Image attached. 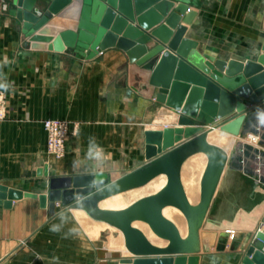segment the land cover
Instances as JSON below:
<instances>
[{"label":"crops","instance_id":"1","mask_svg":"<svg viewBox=\"0 0 264 264\" xmlns=\"http://www.w3.org/2000/svg\"><path fill=\"white\" fill-rule=\"evenodd\" d=\"M11 8V0H0V185L22 195L10 205L5 204L9 199L0 200V264H120L131 255L112 248L125 244L119 229L104 221L89 223L85 211L64 207L61 201L51 212L49 201L42 204L40 196L48 194L52 177L107 172L116 179L147 161L145 131L176 126L159 116L178 115L150 96L148 77L157 60L151 69L135 64L131 70L126 53L116 47L92 59L49 50L44 43L33 47ZM191 8L196 12L192 23L181 24L201 52L240 61L264 53V0H197ZM47 120L72 127L60 158L49 152ZM244 130L257 136L250 138L255 144L234 153L226 150L229 161L201 230L217 238L209 251L202 246L198 264H241L245 250L230 248L236 234L264 230V103L247 113ZM184 164L183 184L197 204L207 156ZM224 221L234 223L221 225ZM107 228L112 230L108 241L101 240L100 232ZM223 232L230 235L226 248L218 250Z\"/></svg>","mask_w":264,"mask_h":264},{"label":"water","instance_id":"2","mask_svg":"<svg viewBox=\"0 0 264 264\" xmlns=\"http://www.w3.org/2000/svg\"><path fill=\"white\" fill-rule=\"evenodd\" d=\"M11 2L10 14L33 47L44 43L49 50H69L87 59L116 47L126 53L131 70L135 64L151 69L157 60L148 77L150 96L178 113L176 126L145 131L147 161L142 165L116 179L107 172L52 177L48 194L40 196L41 203L49 201L54 212L56 202L61 201L64 207L82 209L91 218L121 230L131 256L123 257L120 264H198L202 246L209 251L217 238L216 233L201 230L229 161L224 148L208 141V133L220 127L240 135L246 128L247 113L264 103V53L256 60L240 61L201 52L199 42L187 37V27L181 24L182 20L192 23L196 12L191 4L197 0ZM57 14L59 17L50 24ZM63 25L67 28H57ZM37 31H41L39 35ZM132 86L139 91L134 83ZM198 152H204L208 160L201 180V199L193 204L183 184L182 167L188 157ZM159 175H165L167 180L157 192L122 209L100 207L101 200L144 186ZM21 195L0 185V200L9 199L6 205ZM167 206L180 209L186 217L185 237L165 216ZM136 220L146 222L168 244L151 242L134 226ZM229 235H219L218 250L226 248ZM230 248L245 250L241 264H264V230L254 235L236 234ZM239 258L238 253L236 260Z\"/></svg>","mask_w":264,"mask_h":264},{"label":"bare ground","instance_id":"3","mask_svg":"<svg viewBox=\"0 0 264 264\" xmlns=\"http://www.w3.org/2000/svg\"><path fill=\"white\" fill-rule=\"evenodd\" d=\"M177 117H178V115L175 113H162L159 116V121H161V122L167 121L171 124V123L177 122ZM214 129H219V130H214ZM233 135L239 136V135L232 134L230 132L223 131L220 129V127H213L209 130L207 138H208V141L210 143L221 146L225 150L229 151L234 144L235 137ZM250 136H251L252 140H256V138H257V136H255V135H250ZM203 153L204 152H198V153L191 155L190 157H188L186 159V161L184 163H188V162L190 163L191 160L193 159V157L199 156ZM184 165L185 164H183V166ZM182 169H183V167H182ZM166 180H167V178L165 175H159L144 186L133 188V189L115 194L113 196L107 197V198L101 200L99 205L101 208H105L107 205L127 203V205H124V206H121L118 208H106V209H122V208H125V207L129 206L130 204H132L133 202H135L136 200H138L139 198L146 196V195H149V194H153V193L157 192L158 190H160L162 188V186H164V184L166 183ZM186 193L188 195L189 200L193 203V194L191 192H186ZM163 212H164L165 216H167L169 219H171L173 222H175V224L178 226L179 230L181 231V234L185 235L186 233H188L187 220H186V217L184 216V214L181 212L180 209L173 207V206H167L164 208ZM91 219H93V218H91ZM99 221H101V220H99ZM96 222H97V220L93 219L89 223H96ZM133 224H134V226L140 228L147 235V237L151 240V242H153L154 244L164 245L168 242L167 240L161 239L158 236H156L146 222L136 220V221H134ZM108 225H110V224H108ZM124 242H125V240H124ZM113 247H119V248L123 249L125 253L130 254V252L126 249L125 244L115 245V246H112V248Z\"/></svg>","mask_w":264,"mask_h":264},{"label":"built area","instance_id":"4","mask_svg":"<svg viewBox=\"0 0 264 264\" xmlns=\"http://www.w3.org/2000/svg\"><path fill=\"white\" fill-rule=\"evenodd\" d=\"M3 117L4 108L3 104L0 102V118ZM44 126L48 133L49 152L56 158L62 157L65 151L66 137L72 128L70 123L62 120H47Z\"/></svg>","mask_w":264,"mask_h":264},{"label":"rangeland","instance_id":"5","mask_svg":"<svg viewBox=\"0 0 264 264\" xmlns=\"http://www.w3.org/2000/svg\"><path fill=\"white\" fill-rule=\"evenodd\" d=\"M1 119V118H0ZM45 127V126H44ZM77 127H74L73 128V131L72 132H75L77 129H76ZM253 144H255L254 143V141H252L251 139H250V137L245 133V130H243L241 133H240V137H236L235 138V142H234V144H233V146L231 147V149H230V153H234V152H236L237 150H242V149H247V148H249L250 147V145H253ZM207 156V155H206ZM207 165V164H206ZM206 168V167H205ZM111 174L112 173H109V175H110V177H112L111 176ZM112 179V178H111ZM92 221V219H89V222H91ZM221 223V225H227V224H230V223H234V222H220ZM112 232V230L111 229H109V228H107V229H104V230H101V232H100V238H101V240H106V241H108V237H109V235H110V233ZM113 234L114 235H117V234H119L117 231H113Z\"/></svg>","mask_w":264,"mask_h":264}]
</instances>
